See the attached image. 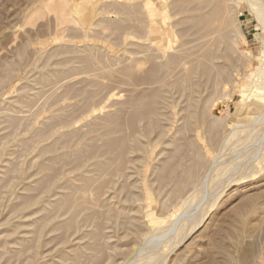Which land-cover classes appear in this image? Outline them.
Segmentation results:
<instances>
[{
    "label": "rangeland",
    "instance_id": "rangeland-1",
    "mask_svg": "<svg viewBox=\"0 0 264 264\" xmlns=\"http://www.w3.org/2000/svg\"><path fill=\"white\" fill-rule=\"evenodd\" d=\"M257 1L0 0V264H264Z\"/></svg>",
    "mask_w": 264,
    "mask_h": 264
},
{
    "label": "bare ground",
    "instance_id": "bare-ground-1",
    "mask_svg": "<svg viewBox=\"0 0 264 264\" xmlns=\"http://www.w3.org/2000/svg\"><path fill=\"white\" fill-rule=\"evenodd\" d=\"M245 1L251 3L255 8L258 6L257 0H245ZM255 16L260 21V24L264 27V14L258 8L255 10ZM262 49H264V48H262ZM262 66H264V64H262L261 67L257 68L255 76H258L262 80H264V68Z\"/></svg>",
    "mask_w": 264,
    "mask_h": 264
}]
</instances>
